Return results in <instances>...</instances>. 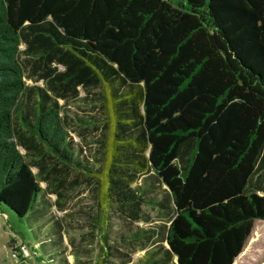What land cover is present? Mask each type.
I'll return each instance as SVG.
<instances>
[{
	"label": "trees",
	"instance_id": "16d2710c",
	"mask_svg": "<svg viewBox=\"0 0 264 264\" xmlns=\"http://www.w3.org/2000/svg\"><path fill=\"white\" fill-rule=\"evenodd\" d=\"M78 88H99L74 122L100 130L98 166L64 113ZM263 159L264 0H0V204L18 218L65 211L73 170L101 205L169 210L177 264H232L264 220V186L246 191Z\"/></svg>",
	"mask_w": 264,
	"mask_h": 264
},
{
	"label": "rangeland",
	"instance_id": "374dc122",
	"mask_svg": "<svg viewBox=\"0 0 264 264\" xmlns=\"http://www.w3.org/2000/svg\"><path fill=\"white\" fill-rule=\"evenodd\" d=\"M23 47V45L20 46L21 49ZM56 68L63 70V67L60 65H57ZM31 71L30 62H28L25 67V83L27 85L42 86L44 82L42 80L35 82L36 73H32ZM97 90L99 88L90 89L87 92V90L84 91L78 88L77 96L66 102L64 109V113L70 118L69 123L71 129H75L76 131L75 133H70L73 141L80 142L78 134H83L85 140L83 139L81 142L85 146L89 158L92 159L91 164L94 163L95 166L100 165L101 150L97 147L98 143L96 140L100 130L91 128L82 130L74 122L80 118L91 119L92 116L95 117L98 116V113H101L97 106L92 108V103L88 99L89 97L87 99L85 98V96H89L91 92L93 93ZM59 103L62 104L63 101L59 100ZM16 114L18 115V111ZM18 149L22 154L25 153L23 148L18 147ZM25 160L30 164L32 163L31 157L25 156ZM258 167L256 173L250 180V185L246 186V191L255 190L250 188L252 185L264 186V159L259 163ZM32 171L35 173L36 168H32ZM74 178L75 172L73 170L69 171L62 186L64 188L59 189L65 211L56 210L54 205H50L49 208L47 204L39 202L33 206L25 217L18 218L12 210L0 204V264H66L68 260L73 263L71 258L68 257L69 242L72 241L71 244L76 246L80 234L85 235L87 238L89 236H86L88 229L81 230L80 228V230L75 231V222H79L69 220V215L66 216V213H69V211L73 213L75 211H81L83 213L86 212L85 209L91 212L93 211L89 209L91 205L99 203L98 194H95V192L92 193L90 188L92 185L95 186L97 181L95 179L90 182L81 181L78 186H74L72 185ZM40 185L43 188L45 187V183L43 182ZM69 187L72 189L67 190ZM259 190H264V188H259ZM52 191H54V188L49 186L47 188L49 194L46 197L49 199L50 204H53L56 198L54 193H50ZM109 213L114 212L110 210ZM73 219L85 220L82 215H78L76 218L73 217ZM96 227L97 231L95 233L104 237V232L101 233V230H99L102 229L109 235L108 229L103 227L100 218L97 220ZM254 231L259 234L258 237H255ZM254 238L256 239L254 240ZM21 245L26 247V253L24 254L21 253L19 248ZM84 245L89 247L88 251L92 255L98 250V244L96 243L95 245V240H92L91 243L89 241L83 243L82 246ZM245 249V254L242 255L241 253ZM13 253H15V256ZM233 264H264V220H255L253 229Z\"/></svg>",
	"mask_w": 264,
	"mask_h": 264
},
{
	"label": "crops",
	"instance_id": "0c3cea01",
	"mask_svg": "<svg viewBox=\"0 0 264 264\" xmlns=\"http://www.w3.org/2000/svg\"><path fill=\"white\" fill-rule=\"evenodd\" d=\"M89 209L93 211L85 209L86 212L83 213L69 212V220L79 222H75V231L80 228L88 229L86 236L89 237L80 234L76 246L71 244L72 241L69 242L68 257L73 263L68 260V264H177L176 256L171 257L165 251L168 245L162 241L163 236L159 234L163 229L165 230L164 226L169 225L170 212L166 208L141 204L136 212L131 214L120 206L109 208L107 204L97 203L91 205ZM110 210L114 213H109ZM99 211H101L99 215L103 216L101 224L109 233L108 235L99 229L101 233L104 232V237L95 233L98 217L94 220V216ZM78 215H82L85 220L73 219ZM158 225L161 227L158 228ZM92 240H95V245L98 244V250L94 255L88 251L89 247L82 246L83 243L88 241L91 243Z\"/></svg>",
	"mask_w": 264,
	"mask_h": 264
},
{
	"label": "built area",
	"instance_id": "2783aa9c",
	"mask_svg": "<svg viewBox=\"0 0 264 264\" xmlns=\"http://www.w3.org/2000/svg\"><path fill=\"white\" fill-rule=\"evenodd\" d=\"M19 248L22 254L26 253V247L24 245L19 246ZM13 255L15 256V253H13Z\"/></svg>",
	"mask_w": 264,
	"mask_h": 264
}]
</instances>
